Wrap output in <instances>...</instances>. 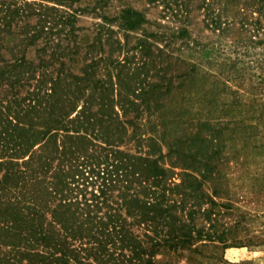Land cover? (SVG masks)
<instances>
[{
    "label": "trees",
    "instance_id": "trees-1",
    "mask_svg": "<svg viewBox=\"0 0 264 264\" xmlns=\"http://www.w3.org/2000/svg\"><path fill=\"white\" fill-rule=\"evenodd\" d=\"M150 1H162L172 17L188 21L194 0ZM199 1L207 26L223 30L212 2ZM263 1L243 0L241 9L253 5L262 12ZM80 2L0 0V49L4 36L16 29L25 45L39 46L37 62L25 54L12 59L0 54V264H157L155 256L161 251L185 249L193 239L211 237L192 223L203 197L194 194L201 181L185 171L175 184L161 165L164 154L157 138L137 135L142 115L147 112L149 123L164 108L162 98L174 88V79L181 78V88L191 71L166 74L170 63L161 56L175 35L144 30L127 50L139 52V65L125 72L128 56L121 62L103 55V45L111 44L110 25L117 22L129 32L143 28L145 17L131 7L108 16V0ZM243 10L238 12L242 15ZM84 13L95 14L101 22L80 58L76 22ZM255 24L261 27L259 19ZM175 32L184 37L187 28ZM151 37L163 42L168 38L157 46L159 60L152 59L157 43ZM123 47L127 45H119ZM79 59L83 65L75 73L70 65ZM158 63L152 77L159 81L139 79V70ZM99 66L107 78L97 76ZM113 75L115 82H109ZM126 125L133 129L130 139L147 146L143 153L119 148ZM155 130L150 125L151 134ZM198 137L189 146L202 145L194 152L184 151L183 140L168 151L185 169L205 159L204 139ZM174 192L181 194L179 201L170 197ZM204 213L209 217L213 211Z\"/></svg>",
    "mask_w": 264,
    "mask_h": 264
},
{
    "label": "rangeland",
    "instance_id": "rangeland-1",
    "mask_svg": "<svg viewBox=\"0 0 264 264\" xmlns=\"http://www.w3.org/2000/svg\"><path fill=\"white\" fill-rule=\"evenodd\" d=\"M88 1L91 0H81L80 3L84 5ZM210 1L214 13L220 16L221 31L207 26L204 9L198 8L199 0L191 3L188 21L172 17L165 11L162 1L108 0L104 8L108 16H116L121 9L131 7L141 12L147 23L142 24L143 28L129 32L120 30L117 22L111 23V44L103 45V55L121 62L128 56L130 63L124 71H135L140 54L127 50L135 46L143 31L167 33V36L173 33L175 37L170 38V42L166 43L168 38L164 39L167 47L161 56L163 61L170 63L166 74L189 73L191 70L181 88L178 87L181 78L174 79V88L162 98L164 108L161 112L151 116L149 123L147 112L142 115L139 120L141 130H137V135L157 138L164 154L161 165L169 169L171 181L175 184L181 182L185 171L201 181L194 194L202 193L203 197L192 223L197 230L202 228L203 233L211 237L205 235L201 239H193L185 249L161 251L155 256L156 263L264 264V1L263 13L253 5L241 9L243 0L236 4L226 0ZM238 10L245 12L241 15ZM241 19L246 24H241ZM258 19L261 27L255 24ZM100 22L101 19L91 13L78 17L80 58L87 51V45L95 39V28ZM182 26L187 28V34L177 37L175 31ZM17 32L18 29L4 36L1 56L12 59L14 55L25 54L28 60L37 62L36 49L39 46L25 45ZM149 40L157 43L153 44L151 56L159 60L160 56L156 57L157 46L162 47L164 42L153 41V37ZM65 44L66 41L63 42ZM124 44L127 47L119 49V45ZM82 65L83 60L79 59L70 66L79 73ZM160 66L158 63L148 70H139V79L159 81L152 76ZM97 76L106 77L100 66ZM109 82H115L114 75L109 77ZM115 110L121 114L118 106ZM162 120L166 122L165 126L160 125ZM202 124L207 127L201 129ZM150 125L156 126L152 134ZM132 132L133 129L126 125L119 148L130 153H143L147 146L145 143L138 146L135 139H130ZM197 133L199 139H204L202 153L205 159H201L195 168L185 169L168 151L180 140L185 142V152L190 149H193L191 152L196 151L202 145L195 143L193 148L189 146ZM210 156L209 162L205 163L208 166L202 164ZM170 197L179 201L181 194L174 192ZM189 209L187 204L185 210ZM206 210L213 213L208 217L204 213ZM177 214L183 219L186 217L180 211Z\"/></svg>",
    "mask_w": 264,
    "mask_h": 264
}]
</instances>
